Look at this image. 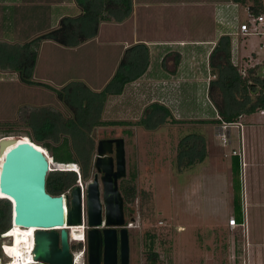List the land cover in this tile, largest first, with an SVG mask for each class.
Masks as SVG:
<instances>
[{
    "label": "rangeland",
    "instance_id": "1",
    "mask_svg": "<svg viewBox=\"0 0 264 264\" xmlns=\"http://www.w3.org/2000/svg\"><path fill=\"white\" fill-rule=\"evenodd\" d=\"M194 1L199 3L196 7L200 6V8H196L193 13L186 11L190 16L188 19L191 24L200 18L208 24L211 20L210 22L214 24L219 14L221 18L218 19L222 20L223 28L226 25V28H230L247 17L246 8L233 0H215L216 12L211 8L210 10H213L211 15L205 11L199 12L201 8L208 9L206 6L208 0ZM163 15L170 16L166 12ZM133 18L122 26L120 32L112 31L116 24L101 22L93 38L76 47H69L76 50L70 52L71 66L68 70H62V65L66 62L63 49L56 50L54 54L47 52L48 46H45L43 57L47 58V62L43 61L40 64V73L37 72V76L49 87L40 90L41 94L36 97L39 102L35 103L38 106L23 111L20 109L16 114L8 115V121L0 122L6 124L2 126L6 132L3 133L1 130L0 138L16 136L29 141L30 136L32 134L35 136L38 130L36 125L40 126L41 123L47 125L46 127L54 132L52 135L56 142L46 141L58 145L63 139H67L75 155L78 151L89 153L91 166L88 178L83 181L80 171L77 174V182L81 183L83 188L92 180L96 172L93 164L98 141L122 138L125 143L126 176L119 180L118 185L133 188L132 199L125 203L126 217L134 218L128 230L129 264H149L145 232L155 234L153 246L157 254L155 264H264V135L257 136V140L252 139V143L246 141L245 146L244 126L239 122V125L230 128L231 143L224 144L221 136L215 133L213 125L202 126L194 121L170 122L167 121L168 119L160 123L161 119L156 118L151 112L157 109V106L149 104L152 100L164 105L168 103L164 98L159 100L164 94L159 86L150 85V81L154 79L152 80L147 73L129 83L121 95L108 96L101 109H96L94 102L91 103L94 93L102 91L114 75L124 51L132 46ZM195 36L197 34L191 37L195 38ZM230 40L232 63H241L239 68H244L246 65V60L242 63V59H249L250 65L263 59L264 50L259 49L258 44L261 41L259 37L244 39L231 35ZM193 47L202 49L197 54L198 59L182 58L181 62L199 63L198 66L201 63L208 65L209 60L207 62L204 58L203 47L193 44L176 46L185 51L183 57H186ZM176 48L174 47V50ZM157 49L164 50V47ZM60 55L63 56L64 62L56 70L54 63L57 61L54 56ZM67 71L70 73L67 74ZM68 78L72 80L69 81ZM200 78L202 76H199ZM180 79L181 77L178 76L172 78L176 88L173 97L175 95L179 100L187 99L190 102L207 105L206 100L209 101L211 97L207 90L204 93L201 88L204 84L208 85L211 79L209 72L203 77L205 79L203 85L199 84L197 89L196 85L182 84ZM250 116L239 121L262 119L258 114ZM141 119L146 121L149 128L136 124L133 126L93 124L97 121L137 123ZM71 120L79 122V126L75 124L77 129L66 126L67 121ZM34 121L36 124L33 123ZM46 129L40 132H48L49 130ZM188 134L206 136V140L203 141V144L206 143L205 157L203 163L197 162L193 167L179 172L178 144ZM240 134L243 137L242 148L239 143ZM194 138L193 135L190 139ZM232 150L238 152L242 150L243 166L240 163L237 175L232 167L234 161L231 157ZM46 153L51 159L50 154L47 151ZM50 168L52 171H60L55 163H51ZM235 198L238 200L237 203L234 202ZM230 214L237 222L244 221L245 227L229 230L225 225L231 217ZM10 216L9 212V221ZM159 222L163 224L159 225ZM70 231L72 238H82L77 241H85L83 228ZM9 243L10 241L0 234V264L7 263L1 247ZM73 245L77 244L71 243V246ZM207 246L209 253L206 254L210 257L206 261L204 254ZM75 248L77 247H71L72 250ZM82 249L76 253L82 252ZM187 252L192 254L191 263L183 258V254ZM197 254H200V257H197ZM82 264H87L86 253Z\"/></svg>",
    "mask_w": 264,
    "mask_h": 264
},
{
    "label": "crops",
    "instance_id": "2",
    "mask_svg": "<svg viewBox=\"0 0 264 264\" xmlns=\"http://www.w3.org/2000/svg\"><path fill=\"white\" fill-rule=\"evenodd\" d=\"M215 3V0H208L206 4L208 9L201 8L202 10L199 9V12L205 11L211 15L213 12V10H210L211 8L216 12ZM196 5H199V3L194 0H133L131 16L122 23L110 24H116V27L112 31L120 32V29L123 28L122 26L127 24L130 18L134 17L132 20L134 30L131 45L142 44L146 47L148 66L144 75L147 73L152 77V80L154 79L153 81H150V85L153 87L159 86L164 94L159 100H163L164 98L168 103V105H164L156 102V100H152L149 104L157 103L159 107L164 108V110H162L157 107V109L152 112V114H155L156 118L161 119L160 123H164L165 120L168 119L167 121H180L179 123L194 121L196 124H201L202 126L209 124L214 126L215 133L219 135L220 124L211 123L212 120L218 118V112L214 101L210 98L209 101L206 100L207 105H204L200 102L194 103L193 101H187V99L179 100L175 95L173 97L176 88L174 87L175 82L172 81V78L176 76L181 77L180 82H182V84L196 85L195 88L197 89L199 84L203 85L205 80L203 77L206 75V72L207 74L209 72L211 74V79L207 86L204 84L201 88L204 93L206 90L208 93L209 83L215 79V75H213L210 66L211 54L217 45L225 40L229 43L230 52L232 46L230 36H239V23L233 25L234 27L226 28V25L223 28L222 20L218 19L220 17L218 14L215 18L214 24L210 22L211 20H209L208 24L203 21L202 18H200V20L196 19L197 22L195 20L191 24L188 19L190 16L186 11H191L193 13L196 8H200V6L196 7ZM164 12L170 16L164 17ZM79 14L80 10L74 0H0V122L8 121V115H12V113L16 114L20 109L23 111L24 109L38 106L35 103L39 102L36 97H39L38 95L41 94L40 90L49 87V85L45 84L46 82H41L40 78L37 76V72L40 73V64H42L43 61L44 63L47 62V58L43 57V50L46 48L45 46H48L47 52L50 51L55 54V51L60 50L61 48L63 49L64 55H66V62H64V59L62 60V55L59 57L54 56L57 61V63H54L56 65V70L62 62H64L62 70L70 69V52L76 50L75 48L72 50V48L58 46V44L56 45L46 40L42 41L39 44L36 63L32 71V81L39 84H25L20 81L18 72L14 69L20 58L23 56V46L37 36L55 29L62 18L75 17ZM227 22L225 23L227 24ZM195 34H197L195 38L191 37ZM183 44H193L194 46L203 47V50L205 51L204 58L207 62L209 60V64L201 63V65L198 66L199 63L186 64L181 62L182 58L187 59L189 57L192 60L198 59L199 55L197 56V54L202 51L201 48L197 49L196 47H193L188 55L183 57L185 51L183 52L182 49L176 48V46L181 47ZM161 46L164 47V50L157 49V47L161 48ZM174 47L176 50H174ZM229 58L230 64L235 69L241 72L244 69L246 71L245 74L248 73L250 77H255L254 71L256 70H249L247 68H252L255 66L256 62H252V65H250L248 64L250 63L249 59H242V63L246 60V65L244 68H239L241 64L240 61V64H234L232 63L231 54L229 55ZM69 73L70 71H67V74ZM199 76H202V78L199 79ZM42 80L44 81V78H42ZM68 80L71 81L72 78H68ZM160 83L161 86L159 85ZM30 95L32 96L29 98ZM253 115H255V113ZM250 117V115H243L238 119V122L244 126L245 146L246 141H251L250 143H252V139L257 140V136L264 135L263 118L260 121L255 120V118L249 119L247 122L239 121L241 118L244 120ZM33 123L36 124L35 121ZM227 134L229 136L228 144H230V129ZM198 136L201 137L202 141H204V139L206 140L205 135L200 134ZM239 139L240 148H242V134H240ZM205 144H203L204 153ZM231 157L233 159V156ZM194 165L190 167H193ZM190 167H183L179 172L184 171L186 168L189 169ZM204 197L208 198V196ZM230 216H232V214H230L229 217ZM179 229H182V227H179ZM229 230L231 229L229 228ZM205 250L204 257L207 261L209 260L208 257H210L206 254V252L209 253V247H205ZM183 255V258L190 262V255L192 254L187 252ZM197 257H200V254H197Z\"/></svg>",
    "mask_w": 264,
    "mask_h": 264
},
{
    "label": "trees",
    "instance_id": "3",
    "mask_svg": "<svg viewBox=\"0 0 264 264\" xmlns=\"http://www.w3.org/2000/svg\"><path fill=\"white\" fill-rule=\"evenodd\" d=\"M74 1L80 9L79 15L62 18L55 29L37 36L23 46V56L14 67L22 83L39 84L32 81V71L36 63L39 44L42 41H52L68 48L76 47L93 38L98 32V26L101 22L122 23L131 16L133 10V0ZM233 1L244 7H249L255 14L263 9V0ZM229 55V43L225 40L217 45L210 57V66L215 79L209 83L208 93L212 101H214L218 112V118L211 121V123L215 124L238 122L239 117L253 115L259 108L264 107V95L261 94V89L257 88V86L263 88L264 82L259 80L257 76L250 77L248 73L242 74L235 69L229 62ZM147 66L148 55L144 45L136 44L127 48L114 75L102 91L94 93L93 98L91 97V103L94 102L93 104L97 107L96 109H101L108 96L121 95L129 83L136 81L145 73ZM152 105H156L159 109L164 110L157 103L150 106ZM67 106H69L68 103ZM147 118L148 116L146 120ZM4 124L0 123V131L2 130L3 133L6 132V129L2 127ZM75 124L79 126L78 121L71 120L67 121L66 126L70 129H77ZM93 124L98 126H133L136 124L149 128L146 125V121L142 119L137 123L129 121H97ZM46 126L43 123L37 126L39 131L35 132V136L32 134L29 141L36 144L37 147H43L41 149H45L50 154L52 164L55 163L59 167L63 166L68 169L67 171H51L46 178L47 192L52 196H59L77 183V172L71 170L73 166H75L73 169L80 171L83 181H86L91 166L89 163V153L78 151L75 155V153H72L70 142L67 139H63L58 145H53L52 143L56 142L53 140L54 135L52 133L54 134V132L50 131ZM45 129L49 131L45 133L40 132L41 130L45 131ZM193 135L195 138L190 139L193 138ZM46 140H50L52 143ZM203 149V141L200 136H197V134L185 136L178 144L177 169L180 171L183 167H190L202 161L205 157ZM233 160L232 167L234 173L237 175L239 173L240 161L237 156H234ZM119 190L125 203L132 199V187H122L120 185ZM234 202L237 203L238 200L235 198ZM10 211V203L0 199V234L8 232ZM144 234L147 241L149 264H155L157 259V254L153 249L155 234H151L150 232H145ZM72 247H77L73 251L81 249L80 244L73 245Z\"/></svg>",
    "mask_w": 264,
    "mask_h": 264
},
{
    "label": "water",
    "instance_id": "4",
    "mask_svg": "<svg viewBox=\"0 0 264 264\" xmlns=\"http://www.w3.org/2000/svg\"><path fill=\"white\" fill-rule=\"evenodd\" d=\"M15 137L0 138V193L11 205L9 229L12 225L37 229L33 260L37 264H74L71 243L78 245L82 240H72L66 227H84L87 264H129L128 230L134 218L125 215L118 185L126 176L124 140L98 141L96 172L84 187L82 199L79 182L59 196L50 195L46 178L52 160L36 144Z\"/></svg>",
    "mask_w": 264,
    "mask_h": 264
},
{
    "label": "built area",
    "instance_id": "5",
    "mask_svg": "<svg viewBox=\"0 0 264 264\" xmlns=\"http://www.w3.org/2000/svg\"><path fill=\"white\" fill-rule=\"evenodd\" d=\"M263 9L262 11H260L259 13L255 14L252 12V10L249 7H245L246 8V14L247 17L245 20L241 21L238 25V34L241 38H246V37H259L261 39L259 45V49L264 50V0H263ZM247 69H252V70H256L254 71L255 76H257V78L261 81L264 82V57L262 60H260L259 62H256L255 66H253L252 68H247ZM241 72V71H240ZM245 70L243 69V71L241 72L242 74H245ZM258 89H261V94L264 95V87L260 88L259 86H257ZM255 114H258L260 117H262L264 119V107L259 108ZM239 122H235V123H222L220 124V133L219 135L222 138V141L224 144H228L229 143V136H228V131L230 128L239 125ZM231 156H237L239 158V161L241 163V165L243 166V155H242V150L241 152H238L237 150H232L231 151ZM66 169V168H64ZM75 172L78 171L76 169H72ZM81 188H82V199H83V191L84 188L82 186V184L80 183ZM159 225H162V222L158 223ZM227 226L228 228H230L231 230H234L236 228H243L245 227V223L244 221L241 222H237L236 219L231 216L228 219L227 222ZM8 232L1 234V236L3 237L4 235H6ZM81 244L82 246V252L85 253V241H82ZM2 249V253L4 254V256L7 258V263L6 264H13V262H11L10 258H8L9 256L7 255V253L4 250V245L1 247ZM76 252H72V255L75 256ZM80 253V252H79ZM21 264H27V263H21ZM31 264H37L36 261L33 260V263Z\"/></svg>",
    "mask_w": 264,
    "mask_h": 264
},
{
    "label": "bare ground",
    "instance_id": "6",
    "mask_svg": "<svg viewBox=\"0 0 264 264\" xmlns=\"http://www.w3.org/2000/svg\"><path fill=\"white\" fill-rule=\"evenodd\" d=\"M15 138L20 139L18 137H15ZM0 164H1V161H0ZM0 197L2 199L6 198V196L2 195L1 193H0ZM66 228L70 230L80 229V228L84 229V227H66ZM10 229L11 230L8 229L9 230V231L7 230L8 233L3 236L4 239H7L10 241L9 244H4V250H6L5 252L9 256L8 258H10L13 264H21L22 262L29 264L28 262L30 261L33 262L32 253H33V247H34V234L37 229H32V228L22 229L14 225H12ZM71 239L74 241H77L78 239L80 240L82 238L77 239V237H74ZM83 256H84V253L82 252L75 253L74 264H82Z\"/></svg>",
    "mask_w": 264,
    "mask_h": 264
},
{
    "label": "clouds",
    "instance_id": "7",
    "mask_svg": "<svg viewBox=\"0 0 264 264\" xmlns=\"http://www.w3.org/2000/svg\"><path fill=\"white\" fill-rule=\"evenodd\" d=\"M5 233H6V232H5ZM80 245H81V242H80ZM81 249H82V245H81ZM81 249H80V250H81ZM80 250H77V251H80ZM72 252H74V251L72 250ZM75 252H76V251H75ZM84 254H85V253H84Z\"/></svg>",
    "mask_w": 264,
    "mask_h": 264
},
{
    "label": "flooded vegetation",
    "instance_id": "8",
    "mask_svg": "<svg viewBox=\"0 0 264 264\" xmlns=\"http://www.w3.org/2000/svg\"><path fill=\"white\" fill-rule=\"evenodd\" d=\"M98 176H100V174H99ZM0 198H1V197H0ZM1 199H2V198H1ZM9 230H11V229H9ZM9 230H8V231H9ZM71 238H72V237H71Z\"/></svg>",
    "mask_w": 264,
    "mask_h": 264
}]
</instances>
